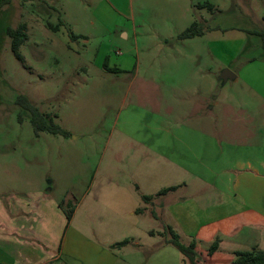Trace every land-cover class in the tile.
<instances>
[{
	"label": "rangeland",
	"instance_id": "374dc122",
	"mask_svg": "<svg viewBox=\"0 0 264 264\" xmlns=\"http://www.w3.org/2000/svg\"><path fill=\"white\" fill-rule=\"evenodd\" d=\"M79 1L82 6L78 18L70 17L71 23L61 16L62 7L74 11L66 1L46 6V12L38 1H26L21 8L22 16L14 3L6 11H0V192L10 196L18 193V189L25 192L37 191L39 187L49 189L61 202L66 216L70 213L73 217L72 227L84 235L74 239L75 250H88L90 254L83 264H97L94 246L105 245L118 253L120 248L115 244L127 233L123 223L127 229L134 219L130 217L133 209L143 212L141 192L154 193L163 187L161 181L154 185L146 180L141 188L133 182L121 185L127 166L137 164L143 157L140 150L130 145L131 138L122 134L135 129L126 115L141 119L147 109L150 111L144 86L148 80H156V75L167 76L163 70L171 71V82H193V64L188 69L177 65L179 60L169 56V46L174 45L171 51H175L177 43L166 44L162 34L170 36L178 27L185 30L200 17L207 19L202 22L204 29L211 25L223 30L217 33L219 38L232 27L264 32L261 21L251 22L241 15L244 12L254 18L256 14L264 16V5L261 0H215L221 7L209 9L199 7L207 0H133L130 7L122 4L125 12L111 15L99 10L96 4ZM32 13L59 29L55 31L41 21L29 22ZM24 22L29 24V37L20 47L25 58L21 62L12 51L7 29H17ZM125 32L128 38L123 35ZM251 39L253 44L263 43V36ZM249 45L247 42L246 49ZM201 49L207 47L203 45ZM177 50L183 52L188 48ZM258 52L254 49L252 54ZM105 65L119 71H108ZM207 75L208 72L202 75L203 85L209 82ZM219 76L218 72L217 81H221ZM19 97L27 98L50 115L70 135L47 132L37 135L31 114L21 105ZM177 105L172 102L175 108ZM230 119L224 126L218 124L224 128L236 125ZM186 126L190 128L189 123ZM141 174L144 176V172ZM194 180L188 178L190 188L171 195L187 196L194 188ZM136 228L138 241L143 245L152 242L150 234L164 240L169 237L167 226L162 230L149 215L140 217ZM151 229L156 231L150 232ZM119 255L126 253L121 251ZM106 258L108 261L109 257Z\"/></svg>",
	"mask_w": 264,
	"mask_h": 264
},
{
	"label": "crops",
	"instance_id": "0c3cea01",
	"mask_svg": "<svg viewBox=\"0 0 264 264\" xmlns=\"http://www.w3.org/2000/svg\"><path fill=\"white\" fill-rule=\"evenodd\" d=\"M15 1L12 3L19 15L26 1H38L45 12L48 11L46 6L66 1L74 11L62 7L61 16L70 23V17L78 18L82 6L79 0ZM84 2L117 15L125 12L122 4H130V7L133 0ZM216 2L207 0L205 3L212 4L213 9L220 8ZM12 3L0 11H6ZM260 3L264 5V0ZM235 6H239L238 3ZM241 13L246 20L264 24L262 15L256 14L254 18ZM32 14L29 22L41 21L46 27L53 25L38 14ZM206 20L200 17L194 22L202 26ZM22 24H26L28 35V22ZM202 28V35L188 39L179 37L184 30L180 27L170 36L162 34L166 44L177 43L175 51H171L174 45L169 46V56L179 60L177 65L188 69L193 64V82H171V71L165 70L163 73L167 76L156 75V80H148L144 87L150 111L147 109L141 119L127 114L126 119L135 129L122 133L131 138L133 144L130 145L140 150L143 157L137 164L127 166L121 185L129 186L133 182L141 188L143 180L154 185L161 181L162 189L173 186L176 189L161 195L157 193L162 189L154 193L141 192L142 197H154L144 201L143 212H138L137 208L131 211L130 217L134 219L129 221L127 229L123 223L127 233L122 241L132 240L118 246V253L105 245L94 246L97 264H191L173 245L165 243L164 237L150 234L156 229L149 232L150 244L139 243L136 225L144 215L151 216L162 230L165 226L172 227L184 244L194 243L197 264H234L236 252L264 250V48L262 53L261 44H253L251 39L261 38L264 32L232 27L219 38L217 33L222 29L211 25ZM123 35L129 37L127 32ZM203 45L207 47L204 51ZM177 48L188 50L181 52ZM254 49L259 51L258 55L252 54ZM225 69L235 75L226 82L220 77ZM139 71L137 69V73ZM205 72H208L207 85L201 83ZM218 72L221 81H217ZM174 101L178 104L176 108L172 106ZM230 118L236 125L224 128ZM204 139L207 142L203 143ZM202 155L210 159H203ZM188 178L195 179L191 193L179 197L171 195L190 188ZM17 191L10 196L0 192V264H83L89 252L75 250L74 239L84 235L72 227L73 217L68 220L61 202L49 189L41 187L33 192ZM215 241L218 248L210 254ZM121 251L126 255L121 257Z\"/></svg>",
	"mask_w": 264,
	"mask_h": 264
},
{
	"label": "trees",
	"instance_id": "16d2710c",
	"mask_svg": "<svg viewBox=\"0 0 264 264\" xmlns=\"http://www.w3.org/2000/svg\"><path fill=\"white\" fill-rule=\"evenodd\" d=\"M13 0H0V9L3 8L6 5H9L12 3ZM200 8H209L213 9V5L210 3H204L199 5ZM63 23L60 21V25ZM49 27L53 30H58L59 26L55 25H49ZM27 26L26 24H21L17 29L8 28L7 34L11 37V48L15 55V57L21 61L25 62V58L23 54L20 51V47L28 38L27 35ZM203 28L200 26L198 22H193L190 27L185 29L183 32L179 34V37L182 39H188L193 38L195 36H200L203 34ZM263 36V47H264V35ZM104 68L108 71L116 72L119 71L118 69H110L107 65L104 66ZM19 102L21 105L30 112L31 114V124L34 128V132L38 135L41 132H47L51 134H59L62 136H69L70 133L61 128L58 124L54 122L53 119H50L48 114H44L37 108L36 106H33L29 100L25 97H19ZM21 120V118H20ZM176 187H169L160 190L157 195L166 194L171 190H175ZM154 196H143L144 201H148L152 199ZM140 212V210H139ZM68 220L71 219L70 213H67ZM166 232L168 233L169 237L167 240H165V243L173 245L179 252L183 254V256L191 263V264H197V251L195 250V244L190 243L189 245L184 244L180 240V236L172 229V227L167 226ZM129 243V240H123L121 242H118L115 244V246H124ZM218 248V241H215L210 249L209 253L212 254L214 251H216ZM234 264H264V250H254V251H246V252H236V260L234 261Z\"/></svg>",
	"mask_w": 264,
	"mask_h": 264
},
{
	"label": "water",
	"instance_id": "95a60500",
	"mask_svg": "<svg viewBox=\"0 0 264 264\" xmlns=\"http://www.w3.org/2000/svg\"><path fill=\"white\" fill-rule=\"evenodd\" d=\"M221 79L226 82L228 79H233L235 77V75L233 73H231L230 70L225 69L223 70V72L221 73Z\"/></svg>",
	"mask_w": 264,
	"mask_h": 264
}]
</instances>
